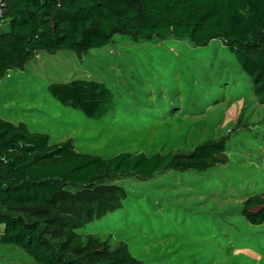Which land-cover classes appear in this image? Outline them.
Here are the masks:
<instances>
[{
	"label": "rangeland",
	"instance_id": "obj_1",
	"mask_svg": "<svg viewBox=\"0 0 264 264\" xmlns=\"http://www.w3.org/2000/svg\"><path fill=\"white\" fill-rule=\"evenodd\" d=\"M9 28L0 23V31ZM77 79L105 83L115 109L90 118L49 91L52 83ZM0 116L48 134L52 143L72 139L79 151L103 157L189 151L223 138L226 164L206 172L169 170L147 181L118 179L120 207L103 211L116 207L104 193L95 208L81 211L84 218L73 214L76 232L124 258L118 248L127 244L140 264H264V221L243 215L248 197L264 193V97L224 41L197 48L187 40L116 34L82 56L40 52L0 77ZM0 264L44 263L0 241Z\"/></svg>",
	"mask_w": 264,
	"mask_h": 264
},
{
	"label": "trees",
	"instance_id": "obj_2",
	"mask_svg": "<svg viewBox=\"0 0 264 264\" xmlns=\"http://www.w3.org/2000/svg\"><path fill=\"white\" fill-rule=\"evenodd\" d=\"M3 21L10 28L0 31V77L23 69L40 52L68 49L82 56L109 45L116 34L136 41L187 40L197 48L222 40L256 95L264 97V0H7ZM49 91L90 118L116 107L111 88L96 80L55 82ZM228 160L223 138L201 141L189 151L103 157L79 151L72 139L52 143L48 134L0 116V241L44 264H140L127 244L118 248L128 254L124 258L89 238L81 241V211L95 208L104 193L112 194L116 207L98 208L120 207L114 181L123 177L147 181L169 170L206 172ZM243 215L251 223L264 221V193L248 197Z\"/></svg>",
	"mask_w": 264,
	"mask_h": 264
},
{
	"label": "built area",
	"instance_id": "obj_3",
	"mask_svg": "<svg viewBox=\"0 0 264 264\" xmlns=\"http://www.w3.org/2000/svg\"><path fill=\"white\" fill-rule=\"evenodd\" d=\"M6 7H7V0H0V23L4 19Z\"/></svg>",
	"mask_w": 264,
	"mask_h": 264
},
{
	"label": "bare ground",
	"instance_id": "obj_4",
	"mask_svg": "<svg viewBox=\"0 0 264 264\" xmlns=\"http://www.w3.org/2000/svg\"><path fill=\"white\" fill-rule=\"evenodd\" d=\"M122 251V250H121Z\"/></svg>",
	"mask_w": 264,
	"mask_h": 264
}]
</instances>
